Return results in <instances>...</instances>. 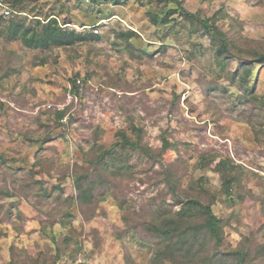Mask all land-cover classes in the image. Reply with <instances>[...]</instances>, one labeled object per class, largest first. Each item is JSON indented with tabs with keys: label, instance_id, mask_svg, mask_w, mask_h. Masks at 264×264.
<instances>
[{
	"label": "rangeland",
	"instance_id": "obj_1",
	"mask_svg": "<svg viewBox=\"0 0 264 264\" xmlns=\"http://www.w3.org/2000/svg\"><path fill=\"white\" fill-rule=\"evenodd\" d=\"M181 1L234 54L218 62L212 38L164 0H0L7 19L94 37L37 48L0 27V264H152L153 220L188 197L222 219L223 249L264 264V63L244 80L264 54V0ZM125 137L143 148L114 147L121 175L81 201L78 180Z\"/></svg>",
	"mask_w": 264,
	"mask_h": 264
},
{
	"label": "trees",
	"instance_id": "obj_2",
	"mask_svg": "<svg viewBox=\"0 0 264 264\" xmlns=\"http://www.w3.org/2000/svg\"><path fill=\"white\" fill-rule=\"evenodd\" d=\"M164 1L175 5L170 9L172 14L179 13L184 18L197 23L212 38L213 43L216 44L215 53L218 62H222L226 58V54H234L224 32L210 18L202 17L188 10L183 6L181 0ZM14 3L17 4V2ZM171 13L164 16L155 14L152 16V20L159 22L160 18L163 24H167L170 22L169 15L171 16ZM36 20L38 24L31 27L26 26L24 21H19L16 18L7 19V15L0 14V27L4 33L10 35V40L23 39L28 46L37 48L68 46L77 40L94 38L92 35L77 34L76 31L68 32L54 18L46 23L42 22L41 19ZM255 63H264V54L257 53L256 59L249 60L247 67H244L246 71L245 81L252 73V66ZM74 89L75 91L78 90L75 79ZM247 92L249 93V91ZM252 98L253 100L258 99L256 94ZM64 115L65 111L57 113L58 119L64 118ZM141 141L142 139L135 141L125 137L120 143L113 144L110 149L104 148L100 151V154L94 159L98 162L96 167H99V169H94V179H90V175L87 174L78 180L80 200L87 201L95 197V191L108 184L109 175H121L119 171L124 165L115 171L112 170L115 164L110 166V163H107L108 157L116 155L114 147L121 145L130 149L141 150L143 148ZM169 147L170 142L164 139L162 151H166ZM87 172L89 173V171ZM235 181V177L231 175L224 177L223 184L226 191L232 189ZM169 212L170 216L167 217L170 218L167 222H163V218L158 221L160 217L158 220L155 217L152 222V231L159 239L157 249L155 247L152 264H259L255 261L256 259H253L251 251L244 247L239 246L231 250L222 248L224 243L222 219L214 212L210 203H204L199 198L188 197L179 211L175 214L171 210Z\"/></svg>",
	"mask_w": 264,
	"mask_h": 264
},
{
	"label": "built area",
	"instance_id": "obj_3",
	"mask_svg": "<svg viewBox=\"0 0 264 264\" xmlns=\"http://www.w3.org/2000/svg\"><path fill=\"white\" fill-rule=\"evenodd\" d=\"M4 13H5L6 15H10V14H11V10H10V9H6V10L4 11ZM77 82H78L79 84H81L82 81H81L80 79H78Z\"/></svg>",
	"mask_w": 264,
	"mask_h": 264
}]
</instances>
